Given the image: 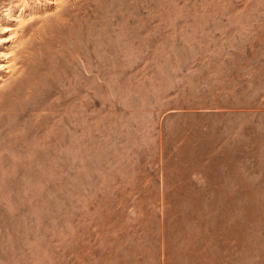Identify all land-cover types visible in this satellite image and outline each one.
Returning a JSON list of instances; mask_svg holds the SVG:
<instances>
[{"label": "rangeland", "instance_id": "374dc122", "mask_svg": "<svg viewBox=\"0 0 264 264\" xmlns=\"http://www.w3.org/2000/svg\"><path fill=\"white\" fill-rule=\"evenodd\" d=\"M0 66V264H264V0H0Z\"/></svg>", "mask_w": 264, "mask_h": 264}, {"label": "bare ground", "instance_id": "6f19581e", "mask_svg": "<svg viewBox=\"0 0 264 264\" xmlns=\"http://www.w3.org/2000/svg\"><path fill=\"white\" fill-rule=\"evenodd\" d=\"M12 12H13V11L10 10L8 13H9L10 15H12ZM12 20H13V19H12ZM0 68H2V67L0 66ZM0 80H2V79L0 78Z\"/></svg>", "mask_w": 264, "mask_h": 264}]
</instances>
